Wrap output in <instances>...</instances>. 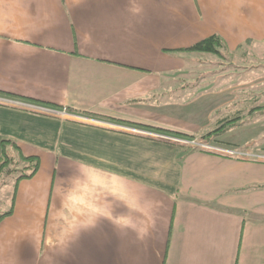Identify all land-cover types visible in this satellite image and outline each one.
Segmentation results:
<instances>
[{"label": "crops", "instance_id": "obj_1", "mask_svg": "<svg viewBox=\"0 0 264 264\" xmlns=\"http://www.w3.org/2000/svg\"><path fill=\"white\" fill-rule=\"evenodd\" d=\"M214 35L215 69L184 51ZM256 59L264 0H0V155L40 164L0 264H264L260 93L226 69Z\"/></svg>", "mask_w": 264, "mask_h": 264}, {"label": "rangeland", "instance_id": "obj_2", "mask_svg": "<svg viewBox=\"0 0 264 264\" xmlns=\"http://www.w3.org/2000/svg\"><path fill=\"white\" fill-rule=\"evenodd\" d=\"M207 58H213L214 63L216 66L213 67L215 69L217 67V63L222 61L218 56L215 54L207 53ZM250 57V56H249ZM251 58V57H250ZM254 59V58H253ZM252 59V60H253ZM229 62L231 59H227L224 62ZM223 63V62H221ZM223 63V64H225ZM252 63V64H251ZM244 65V69L236 67L235 69L231 66H228L226 69L230 72H236V80L241 83L245 84H256L254 90H252L253 94L260 93V104L258 101L253 102V99L245 103V106H249L250 109L257 106H262V108H257L256 112L252 114L253 116L250 117L247 113L242 116L239 120H241V129L238 130L244 136H250L254 139V146L252 148H256L258 145L264 146V64L263 61L260 62V59L257 61L248 60L246 63H242ZM238 66V65H237ZM244 70V72H243ZM251 96H254V95ZM233 119V118H231ZM238 120L232 121V123L237 122ZM237 130V128H235ZM22 167V166H21ZM20 166L17 167V170L13 173L1 175L0 176V216L7 212L11 207V199L15 191V182L17 177L20 175Z\"/></svg>", "mask_w": 264, "mask_h": 264}, {"label": "trees", "instance_id": "obj_3", "mask_svg": "<svg viewBox=\"0 0 264 264\" xmlns=\"http://www.w3.org/2000/svg\"><path fill=\"white\" fill-rule=\"evenodd\" d=\"M222 48L221 39L214 35L209 38H206L193 46L187 48L184 51L195 52V53H210V54H219V49ZM221 131L218 129L217 132ZM7 146L12 147V154L7 151ZM2 152L0 155V176L13 173L17 170V167L20 168V175L17 177L15 186L24 179L32 178L39 169V159L34 156H26L21 151L18 150L17 145L11 141H4L1 145ZM187 152H190L187 151ZM15 189V188H14ZM11 214V210L0 216V219Z\"/></svg>", "mask_w": 264, "mask_h": 264}, {"label": "built area", "instance_id": "obj_4", "mask_svg": "<svg viewBox=\"0 0 264 264\" xmlns=\"http://www.w3.org/2000/svg\"><path fill=\"white\" fill-rule=\"evenodd\" d=\"M183 143L191 148L199 149L202 151H212V148L208 146L203 140L193 139L190 141H183ZM214 152V151H212ZM221 154H226L230 157H245L247 155L243 154L242 152H238L236 150H221L219 151Z\"/></svg>", "mask_w": 264, "mask_h": 264}]
</instances>
